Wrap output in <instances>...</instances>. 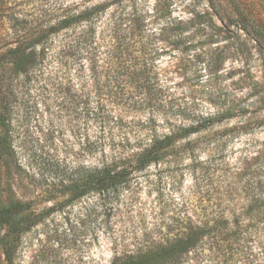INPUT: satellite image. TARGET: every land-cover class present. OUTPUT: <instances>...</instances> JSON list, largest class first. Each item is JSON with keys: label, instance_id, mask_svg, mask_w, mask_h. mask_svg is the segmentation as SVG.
<instances>
[{"label": "rangeland", "instance_id": "rangeland-1", "mask_svg": "<svg viewBox=\"0 0 264 264\" xmlns=\"http://www.w3.org/2000/svg\"><path fill=\"white\" fill-rule=\"evenodd\" d=\"M233 1L262 4L0 0V51L34 39L36 53L1 94L0 207L43 215L14 264H115L182 237L190 220L208 226L180 264H264V35L237 24ZM98 5L91 22L61 28ZM173 134L168 156L116 192L73 199L62 187ZM220 218L229 224L211 233Z\"/></svg>", "mask_w": 264, "mask_h": 264}, {"label": "trees", "instance_id": "trees-1", "mask_svg": "<svg viewBox=\"0 0 264 264\" xmlns=\"http://www.w3.org/2000/svg\"><path fill=\"white\" fill-rule=\"evenodd\" d=\"M211 8H217L216 0H207ZM261 1V0H260ZM235 6L234 10L238 14L237 24L245 30L248 34H254L257 37L264 35V26H262V18L264 17V0L258 8V12L245 5L241 1H233ZM105 9L104 6H94L86 9L78 15L67 18L61 23V28L71 25L81 24L83 22H91L94 16L98 15L100 11ZM217 10V9H216ZM210 14L204 12L200 18H206ZM136 20V19H135ZM2 18L0 17V24ZM183 19H174L172 21L173 30L180 31L182 29ZM0 47L5 45L1 42ZM259 39V38H258ZM34 39L27 42L25 39L19 41L17 48L10 52L2 53L0 51V112H3L2 92L4 87L8 84L9 73L18 74L19 72H28L33 67L32 64H25L26 59L36 56L34 51L28 52V46L35 44ZM31 44V45H29ZM1 50V49H0ZM33 58V57H32ZM13 67L14 69H12ZM6 106V103H5ZM5 120L0 119V136L5 134ZM188 131V130H187ZM196 131L189 130L187 136ZM3 137H0V140ZM177 135L173 134L164 138L154 136L151 143L144 149L130 154L128 157H121L115 160L110 165H104L100 169H94L87 177H82L77 180L71 181L70 184L62 185L65 191L73 192V199L84 197L87 193L93 191L99 194H107L116 192L129 178L130 175L137 173L148 167L153 163H160L167 156V149H169L177 141ZM6 144L0 141V175L2 168V160L5 157ZM63 184V183H62ZM55 207L52 209V211ZM25 212V206L21 203L14 204L9 207H0V229L3 227L10 228L6 234L1 235L0 232V247L3 249L7 264H14V255L18 247L20 235L39 222V218L43 215L28 218L26 220H17ZM218 227L215 225L214 229L211 228V233L221 231L223 225L229 224V221L217 220ZM189 226L186 228L187 233L179 238L168 240L165 244L149 250L144 256H124L118 258L115 264H180L181 258L187 254L191 248H194L202 240L208 224L199 226L194 221H189ZM215 234V233H214Z\"/></svg>", "mask_w": 264, "mask_h": 264}]
</instances>
